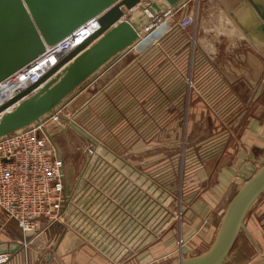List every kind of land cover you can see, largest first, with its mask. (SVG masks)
I'll list each match as a JSON object with an SVG mask.
<instances>
[{"label": "rangeland", "instance_id": "1", "mask_svg": "<svg viewBox=\"0 0 264 264\" xmlns=\"http://www.w3.org/2000/svg\"><path fill=\"white\" fill-rule=\"evenodd\" d=\"M246 1L218 0L217 9L209 6L215 0L172 2L39 122L8 134L48 131L60 154L89 155L75 181L73 202L69 198L62 215L39 223L25 237L17 225H9L26 245L23 261L58 264L61 256L54 252L61 244L79 252L72 256L78 264H86V248L91 264H181L210 250V238L187 249L190 239L184 236L198 225L178 188L186 169L199 157L217 168L220 159L251 153L253 144L260 148L254 149L258 162L247 156L253 162L249 174L264 169V140L257 137L258 130L264 132V71L256 86L244 77L229 83L222 75V69L230 74L251 50L264 62L249 39L252 18ZM89 91L75 112L67 109ZM253 137L259 141L252 142ZM108 151L121 163L108 158ZM238 190L232 186L227 198ZM136 200L137 208L131 207ZM105 202L108 209L102 207ZM217 211L207 207L201 218L214 241L223 224ZM104 215L119 216L121 222ZM135 226L142 232L136 248ZM203 264L212 261L207 257Z\"/></svg>", "mask_w": 264, "mask_h": 264}, {"label": "water", "instance_id": "2", "mask_svg": "<svg viewBox=\"0 0 264 264\" xmlns=\"http://www.w3.org/2000/svg\"><path fill=\"white\" fill-rule=\"evenodd\" d=\"M174 1L0 0V81L46 53L47 49L58 46L79 28L91 22L97 24L92 32L86 30L87 36L82 42L72 48L58 50L61 57L49 65L37 80L0 104L2 112L23 100L0 120V137L39 122L40 117L57 105L73 87L109 60ZM245 5L252 18L249 39L264 58V0H247ZM250 53L247 57L241 55L242 60L235 62L236 67L230 74L222 69V75L229 83L244 77L250 85L256 86L264 71V62L252 50ZM91 94L90 91L81 94L67 109L75 112ZM62 159L65 193L69 196L86 159L85 154L79 151L65 153ZM233 184L239 186V190L227 205L216 241L204 254L181 264H203L207 257L212 264H224L227 260L249 204L264 190V169L248 181L236 176ZM19 248L16 243H0V254H12Z\"/></svg>", "mask_w": 264, "mask_h": 264}, {"label": "built area", "instance_id": "3", "mask_svg": "<svg viewBox=\"0 0 264 264\" xmlns=\"http://www.w3.org/2000/svg\"><path fill=\"white\" fill-rule=\"evenodd\" d=\"M85 27L0 81V104L10 97L6 96L9 89L20 83L26 86L45 72L49 65L41 67L43 56L50 53L60 58L58 50L80 43L86 36L81 41L77 37ZM40 131L24 130L0 137V211L24 233L35 231L39 223L62 215L73 193L69 196L65 193L63 155L52 144L51 134ZM6 259L0 255V264Z\"/></svg>", "mask_w": 264, "mask_h": 264}, {"label": "crops", "instance_id": "4", "mask_svg": "<svg viewBox=\"0 0 264 264\" xmlns=\"http://www.w3.org/2000/svg\"><path fill=\"white\" fill-rule=\"evenodd\" d=\"M218 4V0H215V3L210 2L209 6L213 9H217L216 5ZM208 6V4H207ZM206 7V6H205ZM216 7V8H215ZM206 9V8H205ZM110 71V69H109ZM113 85V84H112ZM111 88V87H109ZM264 127V125H263ZM262 130L257 131V137L262 135L261 139L264 140V132L260 134ZM254 139V137H253ZM252 140V139H251ZM258 142V138L252 140V142ZM259 144V143H256ZM252 144H248L250 147ZM252 145V152L247 151L245 153H239L238 155L230 158L228 161L223 162L222 159L216 160L214 164L218 165L217 168L212 167V163L208 162V158L199 157L200 161L195 162L194 164L190 165L189 169H186V173L183 175L182 182H179L178 188L183 190V199L187 202L188 196L192 195V200H188V202L184 203L185 207L188 208L187 213L192 215V218L195 220L194 223L197 222V230H194L186 233L187 235L184 236L185 239H190L189 244L187 245V249H195L197 245L201 246L203 242H205L208 238L210 241L214 242V237L208 234L206 226L201 225V218H203V214L206 213L207 207H218V211L215 214H218V218H214L215 220L218 219L219 221H223L226 213V208L231 200V198L236 194H232L230 198L228 194L231 193V188L234 186L233 178L238 176L244 180H249L253 173L249 174V170L247 167L253 162L247 161V156H253L254 163L258 159L257 153L254 151L258 150L260 147H253ZM127 155V152H123V154ZM122 154V155H123ZM89 155H86V163H89ZM106 156L112 160H117L118 157H115V152L108 151ZM124 156V155H123ZM136 156V154H135ZM120 158V157H119ZM119 160V159H118ZM186 160V156H185ZM208 160V161H207ZM88 161V162H87ZM114 161V162H115ZM258 162V160H257ZM119 163L121 161L119 160ZM125 165L128 163L125 161ZM133 165H130L132 168ZM127 167H124V170ZM135 168V167H134ZM119 172H123L121 169H118ZM126 183V182H125ZM75 190V189H74ZM77 190V189H76ZM75 190V192H76ZM178 190V189H177ZM235 190V189H234ZM73 192V194L75 193ZM238 192V191H237ZM72 194V196H74ZM74 198H71L73 202ZM190 202V204H189ZM131 204V202H129ZM139 201H132L131 207L137 208V204ZM102 207L104 209H108L110 205L108 202L103 203ZM220 207V210H219ZM225 208V211H223ZM186 213V214H187ZM137 214V213H136ZM135 215L134 223H137V215ZM109 221L121 222L119 216H110L106 215ZM104 215L103 219L106 217ZM215 217V215H214ZM127 221V220H126ZM126 221H124V231L126 230ZM132 223V221H129ZM11 223L17 225L14 221L8 220L6 215L0 211V243H16L20 246L19 250L10 254V253H2L0 255L6 256L7 259L1 264H27L23 261L24 256L27 254V249L25 243H21L17 241L14 237V233L9 225ZM205 223V222H204ZM241 226L238 229L236 237L231 245L229 253L227 255V261L224 264H264V190H262L249 204L242 220ZM200 226V228H199ZM18 227V226H17ZM221 228V226H219ZM18 230L25 237L27 234H31L30 232H22V230L18 227ZM190 230V229H188ZM220 230V229H218ZM218 232V231H217ZM141 231L139 228L135 226L133 236H134V247H137V240L139 242V246H141ZM207 250H205L206 252ZM55 255L58 254L61 256L59 259L60 262L58 264H78L74 263L72 260L73 255H78L79 252L75 251L72 247L64 246L61 244L60 246L56 247ZM87 257L89 258V249L86 248ZM201 253V252H200ZM231 253V255H230ZM242 256V258H239ZM86 260V264H91ZM71 260V261H70ZM70 261V262H69Z\"/></svg>", "mask_w": 264, "mask_h": 264}, {"label": "bare ground", "instance_id": "5", "mask_svg": "<svg viewBox=\"0 0 264 264\" xmlns=\"http://www.w3.org/2000/svg\"><path fill=\"white\" fill-rule=\"evenodd\" d=\"M97 27V24H94L93 22H91L89 25H87L85 28H83L81 31H80V35L77 37L79 38V40L81 41V39L85 36H87V34L85 33L86 30H88L89 32H92L95 28ZM84 39V38H83ZM82 42V41H81ZM42 60V61H41ZM42 66H45V65H52L56 62V57L53 55V54H47L45 56H43L41 59H40ZM39 67V68H41ZM24 87V84L23 83H20L17 87H15V89L13 88V90H10L6 93V96H11L12 94H14L16 92L17 89H21ZM23 102L22 101H19L17 104H15L14 106H11L7 109H5L4 111L0 112V120L5 117L6 115H8L9 113L13 112V110H15L14 107L18 106V105H21V103ZM71 126V124H70ZM73 127V126H72ZM70 135V134H67V136ZM71 136V135H70ZM65 143V142H64ZM68 144V143H67Z\"/></svg>", "mask_w": 264, "mask_h": 264}]
</instances>
